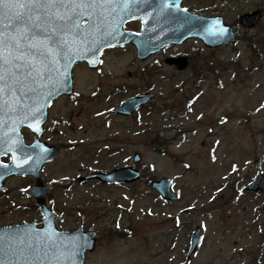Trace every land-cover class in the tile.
I'll list each match as a JSON object with an SVG mask.
<instances>
[{
    "label": "rangeland",
    "instance_id": "obj_1",
    "mask_svg": "<svg viewBox=\"0 0 264 264\" xmlns=\"http://www.w3.org/2000/svg\"><path fill=\"white\" fill-rule=\"evenodd\" d=\"M182 7L227 23L254 9L262 18L247 31L236 21L238 40L216 49L190 40L144 63L131 46L106 50L96 71L77 64L73 95L49 107L41 140L56 156L40 179L53 185L47 202L56 227L72 231L81 222L94 234L85 264H264V180L261 193L244 190L264 172V0H185ZM124 29L137 32L139 24ZM177 56L190 69L164 64ZM146 89L154 99L131 119L111 114ZM21 134L25 143L34 139ZM134 153L144 180L125 187L77 182L91 171L133 165ZM160 178L170 180L175 202L162 203L150 190ZM32 184L26 176L6 181L0 226L40 221L27 194ZM196 227L201 242L187 260Z\"/></svg>",
    "mask_w": 264,
    "mask_h": 264
},
{
    "label": "water",
    "instance_id": "obj_2",
    "mask_svg": "<svg viewBox=\"0 0 264 264\" xmlns=\"http://www.w3.org/2000/svg\"><path fill=\"white\" fill-rule=\"evenodd\" d=\"M180 2L107 0L104 7L90 10L91 15L81 18V31L87 39L77 41L73 37H65L70 41V54L57 57L52 72L40 79L38 84L29 81L34 91L23 89L17 91L14 97L10 93L4 96L8 103L0 106V157L8 155L9 163H0V190L10 176H32L35 185L29 194L35 198L44 219L40 223L42 228H38L36 223L0 228V264H83L84 252L94 249L96 241L92 234L83 233L80 227L68 233L56 230L54 216L46 207L45 196L51 186H44L38 173L41 166L55 156L53 147L39 141L47 120L48 105L61 95H72L71 71L74 65L85 62L89 68H97L103 49L130 43L135 46L138 59L143 61L169 44H182L190 38L200 39L207 48L234 42L231 29L223 25L220 18L206 19L188 14L181 10ZM259 18L260 12L255 11L242 15L240 23L251 28ZM138 19L142 23L139 34L123 31L124 23ZM166 63L175 64L179 70L186 67L185 58L167 59ZM151 97L146 94L130 98L116 112L130 114ZM21 128H27L36 135L30 145L24 144L19 134ZM139 160V156L134 155V161ZM89 178H96L105 184L134 182L140 178V173L126 168L109 174L90 175L83 180ZM261 179L259 174L249 188L259 193ZM150 187L165 201L175 199L169 190V181L164 178L152 182ZM200 238L201 231L197 228L191 235L187 258L198 247Z\"/></svg>",
    "mask_w": 264,
    "mask_h": 264
},
{
    "label": "snow or ice",
    "instance_id": "obj_3",
    "mask_svg": "<svg viewBox=\"0 0 264 264\" xmlns=\"http://www.w3.org/2000/svg\"><path fill=\"white\" fill-rule=\"evenodd\" d=\"M106 2L0 0V106L7 105L3 98L9 93L14 97L23 89L34 91L29 81L38 84L52 72L57 57L70 54L65 37L87 39L81 18Z\"/></svg>",
    "mask_w": 264,
    "mask_h": 264
},
{
    "label": "flooded vegetation",
    "instance_id": "obj_4",
    "mask_svg": "<svg viewBox=\"0 0 264 264\" xmlns=\"http://www.w3.org/2000/svg\"><path fill=\"white\" fill-rule=\"evenodd\" d=\"M226 1L227 0H224L223 2H221V3H219V5L220 6H224L225 5V3H226ZM248 12H251V11H248ZM238 18H239V15H237V17H236V21H237V24H238V26H240V24H239V20H238ZM236 21H234L233 23L231 22V23H228L229 25H231V27H232V29H233V31L235 32V34H236ZM227 23V22H226ZM240 28L242 29V31L244 30V31H247V29H243L241 26H240ZM190 67H191V64H190V61H189V65H188V68L187 69H190ZM142 93H145L144 91L142 92ZM138 112V111H137ZM137 112H135V113H137ZM135 113H133L131 116H121V115H116V116H118V117H120L121 119H125V120H129V119H131L134 115H135ZM124 166H128V165H123V167ZM116 187H125V185H117Z\"/></svg>",
    "mask_w": 264,
    "mask_h": 264
}]
</instances>
